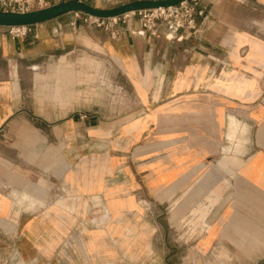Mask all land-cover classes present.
Masks as SVG:
<instances>
[{"label":"crops","instance_id":"0c3cea01","mask_svg":"<svg viewBox=\"0 0 264 264\" xmlns=\"http://www.w3.org/2000/svg\"><path fill=\"white\" fill-rule=\"evenodd\" d=\"M197 9L194 28L159 24L155 34L132 19L112 37L74 11L23 38L0 26V264L169 258L154 222L121 217L139 194L192 196L186 233L197 259L264 264V0ZM76 58L77 70L48 73ZM210 163L225 187L201 186ZM232 194L241 201L217 202ZM123 221L146 234H124Z\"/></svg>","mask_w":264,"mask_h":264},{"label":"rangeland","instance_id":"374dc122","mask_svg":"<svg viewBox=\"0 0 264 264\" xmlns=\"http://www.w3.org/2000/svg\"><path fill=\"white\" fill-rule=\"evenodd\" d=\"M24 1V0H21ZM28 3H23V11H28L32 9H36L38 6L44 5V3L40 4L37 3V0H26ZM84 1V0H83ZM133 0H102L101 4L102 8H108L112 6H117L125 2H129ZM85 2V1H84ZM87 4L91 3L90 0L86 1ZM45 7V6H43ZM41 8V7H39ZM16 9V8H15ZM81 13H79L80 15ZM98 59L94 56H91L90 59V66L88 70V75L90 77V80L92 82V85L98 84L97 81L102 80V73L100 72V68L98 65ZM79 60H76L74 62L70 61L67 62L65 59H62L60 62H56L55 64H58L54 70L48 71L49 74H55L56 68L59 65H66L69 70L70 69H78L79 68ZM81 63V62H80ZM82 64V63H81ZM6 66L4 64L3 59L0 56V77L2 76V70ZM13 67H15V64H12ZM46 69V68H45ZM44 70L43 74L46 73ZM35 72V71H33ZM40 72V71H38ZM42 72V71H41ZM68 72H64L66 75ZM95 82V83H94ZM101 83H99L100 85ZM102 85V84H101ZM233 129L235 127L233 126ZM235 130H230L229 137L231 138L235 134ZM207 175V176H206ZM205 176L207 178H205ZM212 176V178H210ZM223 173V170L215 163H210L207 165L203 170V176H201V179L199 178V181L202 182L201 186H210L211 184L213 186H217L218 188H223L227 185L228 178ZM205 178V179H204ZM193 184L194 186H200V183ZM230 181V180H229ZM198 183V184H197ZM44 186L47 184L44 182ZM218 203H224L227 201V198L230 197L233 202H240L242 199V195L238 194H232L228 196L218 195ZM216 196V197H218ZM63 197H66L64 194ZM175 196L161 198L158 200H154L152 198H149L146 194H139L136 196L137 200V210L134 212H129L124 216H121L124 218L123 220H130L135 219L138 221H150L151 223H155L156 227L154 228V233L156 235L165 237V240L170 243V253L169 258L167 259H160V258H154L153 260H149L148 264H228V260L223 259H212V258H199L197 259L195 256V253L190 250V246L188 240L192 238V235L189 233H186L187 226L186 225L190 219L189 211H188V198H191V195L182 196L181 199L177 201H173L172 199ZM194 197V196H193ZM231 201V202H232ZM113 219L118 218L119 216H111ZM120 218V217H119ZM118 218V219H119ZM170 224L171 226H169ZM123 233L126 235L130 234H146L147 228L146 227H131L128 226L126 221H123ZM116 227L114 225L109 227V232L116 231ZM153 231V227L151 228ZM260 264L262 262H259Z\"/></svg>","mask_w":264,"mask_h":264},{"label":"built area","instance_id":"2783aa9c","mask_svg":"<svg viewBox=\"0 0 264 264\" xmlns=\"http://www.w3.org/2000/svg\"><path fill=\"white\" fill-rule=\"evenodd\" d=\"M198 2L199 0H181L176 5L131 10L111 17H97L80 11L74 12L83 24L106 30L112 37L118 35L116 30L118 25L125 24L132 19L138 21L142 30L155 34L159 24L168 27L194 28L195 15L200 13L197 9ZM23 3L28 2L26 0H0V11H23ZM37 3L41 4L43 0H37ZM34 24L8 25L6 26L7 33L12 38H23L31 31ZM84 116V114L81 115V117Z\"/></svg>","mask_w":264,"mask_h":264},{"label":"water","instance_id":"95a60500","mask_svg":"<svg viewBox=\"0 0 264 264\" xmlns=\"http://www.w3.org/2000/svg\"><path fill=\"white\" fill-rule=\"evenodd\" d=\"M181 0H133L108 8L91 6L83 0H65L28 11H0V26L34 24L62 13L80 11L97 17H111L127 11L176 5Z\"/></svg>","mask_w":264,"mask_h":264}]
</instances>
